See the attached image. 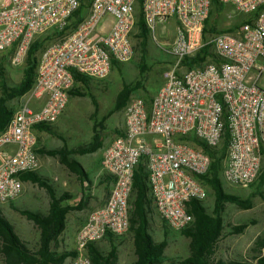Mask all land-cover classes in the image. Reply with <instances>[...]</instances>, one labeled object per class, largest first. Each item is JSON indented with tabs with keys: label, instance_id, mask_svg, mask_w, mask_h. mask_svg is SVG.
Segmentation results:
<instances>
[{
	"label": "built area",
	"instance_id": "1",
	"mask_svg": "<svg viewBox=\"0 0 264 264\" xmlns=\"http://www.w3.org/2000/svg\"><path fill=\"white\" fill-rule=\"evenodd\" d=\"M216 1L222 12L228 7L242 15L241 25L211 32L207 23L215 25L219 12L213 0H0V56L13 67L24 64L36 41L65 32L39 54L34 86L0 134V206L21 196L22 174L40 168L35 130L64 114L75 74L104 81L114 64L131 62L133 31L140 20L156 42L160 26L175 27V39L166 49L173 63L163 85L151 101L135 98L127 104L125 128L103 152V168L114 185L106 204L77 233L74 264H91V244L130 232V200L140 164L156 212L176 232L194 222L190 203L209 197L203 176L213 160L203 145L226 147L223 178L230 184L248 187L259 178L264 162V0ZM84 4L83 20L65 31ZM205 47L204 62L187 63Z\"/></svg>",
	"mask_w": 264,
	"mask_h": 264
},
{
	"label": "rangeland",
	"instance_id": "2",
	"mask_svg": "<svg viewBox=\"0 0 264 264\" xmlns=\"http://www.w3.org/2000/svg\"><path fill=\"white\" fill-rule=\"evenodd\" d=\"M229 14H232L233 18H228ZM214 19L215 25L224 29L238 25L242 21V15L226 7L224 12L220 16L217 13ZM142 33L141 27L137 25L133 31L135 56L131 62L116 65L109 78L104 81L89 79L87 85L77 83L70 94L65 114L48 129L35 130L40 160V168L36 174L48 182L59 197L64 193L72 196L84 193L82 209L69 211L66 230L52 246L55 252L68 254L69 257L64 264H74L78 255L76 237L79 226L94 210L105 205L112 190L113 179L106 171H103L101 176L99 174L104 147L122 134L126 124V107L115 109L119 93L125 85L135 86L139 82L141 87L131 95L128 103L135 98L151 101L165 81V71L173 63L172 56L166 50L176 36L172 23L158 28L156 32L158 42L149 37V34ZM36 55L38 54H35L34 58ZM27 58L19 67H13L8 60L2 62L8 88H17L23 81L28 66ZM1 82L0 79V99L3 97ZM22 101V96L17 97L10 101L8 106L15 113ZM96 131L103 141L101 149L90 154L76 153L70 156L72 160L81 163L88 174V190L85 191L80 177L63 165L58 156L49 155V151H59L65 147L74 152L87 147L93 142ZM220 179L227 194L245 201L249 200L252 206L245 209L233 203L225 204L222 212L223 233L211 259L212 264L232 261L258 264L256 258L260 255V245L264 242V162L259 178L248 187L230 184L223 178V173L220 174ZM27 182L29 183L25 184L23 195L11 204L0 206V209L28 248L38 252L40 231L34 222L22 214V211L48 214L50 197L38 184ZM207 187L209 197L203 204L207 212L213 215L215 192L210 186ZM136 198V192L133 191L130 212L134 210ZM149 224L150 233L156 242L167 241L164 252L165 264L181 261L190 256L191 239L181 232L170 229L156 212L155 207L149 215ZM243 225H246L245 230L238 231ZM111 239L118 248L115 264H134L137 261L132 231L123 237H112L98 243L97 248L105 255L111 250ZM87 256L90 258L88 251ZM0 264H5L1 253ZM91 264H93L92 260Z\"/></svg>",
	"mask_w": 264,
	"mask_h": 264
},
{
	"label": "trees",
	"instance_id": "3",
	"mask_svg": "<svg viewBox=\"0 0 264 264\" xmlns=\"http://www.w3.org/2000/svg\"><path fill=\"white\" fill-rule=\"evenodd\" d=\"M89 2V0H86ZM213 5L217 11H221L222 6L216 0H213ZM85 4L71 19L70 26L65 31H72L83 20L82 13L85 11ZM219 11V12H220ZM143 35L148 34V30L142 20L138 24ZM241 25V22L238 24ZM236 25V26H238ZM207 26L210 31L220 32L217 26L211 25L209 20ZM213 26V27H212ZM228 31H231V29ZM65 36V32H52L49 36L36 41L30 48L28 53V66L25 70V77L21 84L14 89L7 87L4 79L5 68L3 61H7L6 56H0V79L3 97L0 99V134L4 132L9 126L15 113L8 106V103L17 97H23L34 86L35 74L39 54L45 49L48 42L60 39ZM209 47H205L197 59L188 61V64H200L207 58ZM36 55V58L35 57ZM118 65L114 64V67ZM145 68L143 69V71ZM75 81L77 83L88 84L89 78L80 74H75ZM141 87V83L135 86L125 85L123 90L119 93L116 101V110L126 107L131 95ZM73 91V90H72ZM71 91V92H72ZM71 94V93H70ZM98 111V106H97ZM49 126H39L37 129H48ZM97 126L95 127V130ZM103 146V141L96 131L93 142L84 148L72 152L67 148L59 151H49V155L58 156L63 165H65L72 173L78 175L82 182L88 181V174L86 170L77 160H72L70 156L76 153L90 154L98 151ZM205 151L211 156L213 163L211 170L203 179L207 182L215 192V208L213 215H210L203 202L193 201L190 203V211L194 217L193 224L183 230L186 237L191 239L190 256L181 261H174L170 264H212V257L215 254V248L223 233V218L222 212L227 203L236 204L242 208L249 209L252 203L247 200H242L237 196L229 195L225 192L220 174L223 173V159L226 154V147L220 149H211L203 145ZM23 182H33L44 188L50 197V209L48 214L40 212L25 210L22 214L29 220L35 223L40 231V249L38 252L31 251L28 246L17 235L13 225L7 220L0 209V253L5 260V264H64L69 257L68 254H59L52 249L62 234L66 230L67 215L71 210H80L83 207V198L80 202L75 204L68 203L71 196L64 194L59 197L55 189L41 177L35 173H25L21 175ZM263 180V179H262ZM133 191L136 192L137 198L134 202V210L131 212V228L134 236L135 253L137 261L134 264H165L164 252L167 247V241L156 242L149 229V215L154 210V201L151 196L150 187L148 184L147 171L143 164H140L135 172ZM133 194V193H132ZM246 225L240 226L238 231L245 230ZM112 238V237H111ZM118 248L111 239V250L108 254H104L97 244H91L88 248L89 256L93 264H115L117 258ZM260 255L256 258L258 264H264V242L260 245ZM218 264H249L246 262L232 261L221 262Z\"/></svg>",
	"mask_w": 264,
	"mask_h": 264
},
{
	"label": "crops",
	"instance_id": "4",
	"mask_svg": "<svg viewBox=\"0 0 264 264\" xmlns=\"http://www.w3.org/2000/svg\"><path fill=\"white\" fill-rule=\"evenodd\" d=\"M222 10V9H221ZM220 11V10H219ZM220 12H222V11H220ZM220 12H217L218 14H219V16H220ZM216 13V14H217ZM69 104V103H68ZM67 110V109H66ZM66 112V111H65ZM65 112H64V114H65ZM115 140V139H114ZM113 140V141H114ZM113 141L111 142V143H109L107 146H105L104 147V150L107 148V147H109L112 143H113ZM37 147H38V144H37ZM38 149V148H37ZM42 165V164H41ZM103 171H104V168H103V154H102V156H101V171H100V176L101 175H103ZM26 183H29V182H24V187H25V184ZM81 184H82V187H83V189L86 191V190H88L87 189V186H88V184H89V182L88 181H85V182H81ZM113 185H114V183H113ZM113 185H112V188H113ZM23 192H24V188H23ZM23 192H22V194H21V196L23 195ZM86 193V192H85ZM64 194H67V193H64ZM70 195V194H69ZM71 196V199H70V201L68 202V203H70V204H75V203H78V202H80L81 201V199L84 197V193H80V194H78V195H76V196H72V195H70ZM84 200V199H83ZM84 202V201H83ZM107 202V201H106ZM106 204V203H105ZM99 209V208H98ZM97 210V209H96ZM95 211V210H94ZM88 219V218H87ZM87 219L79 226V230H80V228L85 224V222L87 221ZM78 233V232H77ZM111 237H109V238H107V239H110ZM107 239H105V240H107ZM105 240H103V241H105Z\"/></svg>",
	"mask_w": 264,
	"mask_h": 264
}]
</instances>
